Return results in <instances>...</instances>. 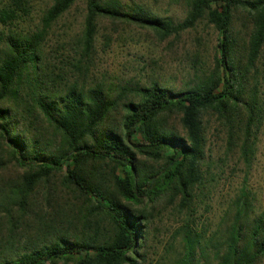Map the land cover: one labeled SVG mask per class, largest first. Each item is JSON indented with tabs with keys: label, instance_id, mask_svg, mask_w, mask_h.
Masks as SVG:
<instances>
[{
	"label": "trees",
	"instance_id": "obj_1",
	"mask_svg": "<svg viewBox=\"0 0 264 264\" xmlns=\"http://www.w3.org/2000/svg\"><path fill=\"white\" fill-rule=\"evenodd\" d=\"M170 2L185 3L182 20L174 21L141 0H50L31 27L34 0H0V135L15 164L26 169L11 196L0 193V216L8 223L0 264H145L148 209L177 196L187 219L175 231L178 247L156 264H204L208 251L215 264L261 263L264 211L254 213L245 190L231 218L224 227L219 223L212 237L204 224L197 226L190 206L195 190L204 185V115L226 127L232 147L241 132L240 152L249 160L262 117L258 61L264 47V0ZM79 4V52L87 58L100 21L148 30L161 42L206 18L217 32L213 66L197 75L193 85L177 90L156 80L121 87L116 97L101 84L86 87L54 65L46 49L53 24ZM236 13L248 22L242 52L233 26ZM169 113L179 114L184 135L168 127L164 118ZM38 116L60 142L45 144L36 153L37 137L18 136L15 121H27L29 133ZM97 163L110 166L109 172L99 169L104 177L88 168ZM56 173H63L66 186L82 199V214L71 220L77 232H65L67 220L56 212L52 224L44 222L35 227L34 236H23L16 230L24 223L22 216L32 211L29 197L39 182ZM24 227L31 226L25 222Z\"/></svg>",
	"mask_w": 264,
	"mask_h": 264
},
{
	"label": "rangeland",
	"instance_id": "obj_2",
	"mask_svg": "<svg viewBox=\"0 0 264 264\" xmlns=\"http://www.w3.org/2000/svg\"><path fill=\"white\" fill-rule=\"evenodd\" d=\"M141 1L148 3L155 11L173 18L174 21L182 20L187 12L184 2L167 4L168 0ZM49 3L50 0H34L33 19L29 22L31 27L38 22L42 10ZM82 16L83 7L79 4L53 24L46 49L54 65L72 75L71 80L79 79L80 84L84 83L86 87L101 84L116 97L121 87L148 85L156 80L177 90L193 85L198 79L197 75L208 72L213 66L217 32L206 18L201 19L195 27L161 42L148 30L100 21L95 35L94 50L87 58L79 52L78 39L83 27ZM233 26L239 41V51L242 52L248 33V22L242 13L235 14ZM2 28L0 24V31ZM258 67L263 75L259 92L262 117L249 152V160L240 152L243 138L241 132L237 135V145L232 147L228 143L226 127L209 114L203 116L206 143L201 168L204 185L195 190L190 210L193 211L197 226L201 227L204 224L207 236L212 237L219 223L221 227L225 226L228 218H231L233 206L242 190L248 193L255 214L264 211V47ZM164 119L168 127L173 128L181 136L184 135L185 131L179 123V114L169 113ZM34 120L35 129L29 133L26 128L27 121H15V132L22 137L35 134L38 139L34 149L36 153L46 149L45 144L55 146L60 142L59 135L45 119L38 116ZM12 122L10 119V124ZM144 161L145 164H153L150 160ZM88 168L97 172L98 177H104L100 170L105 172L110 170V166L105 164H92ZM25 170L15 164L0 135V193L3 197L12 195L13 187L20 183ZM29 200L32 211L23 215L22 219L31 227H24L21 230L20 227L24 224L22 222L16 230L21 231L23 236H34L35 227L41 226L44 222L52 224V215L56 212L64 214L63 218L70 223L65 224V232L71 235L77 232V223L71 224V220L82 214V199L66 186L63 173H56L47 181L39 182ZM178 203L179 196L166 198L165 201L148 209V234L143 240L142 247L147 252L145 264H156L162 256L171 254V251L178 247L175 231L187 219V209L179 211ZM132 207L139 208L136 204ZM0 219L2 223L0 248H6L4 237L7 235L5 229L8 223L4 216H0ZM37 234L40 235V232ZM5 255L11 253L5 250ZM215 263L213 254L210 251L206 252L204 264ZM260 264H264V258Z\"/></svg>",
	"mask_w": 264,
	"mask_h": 264
}]
</instances>
